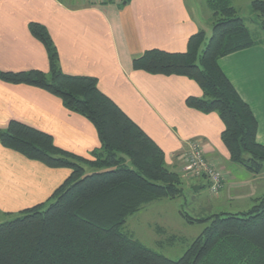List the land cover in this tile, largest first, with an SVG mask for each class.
Returning <instances> with one entry per match:
<instances>
[{
    "label": "trees",
    "instance_id": "1",
    "mask_svg": "<svg viewBox=\"0 0 264 264\" xmlns=\"http://www.w3.org/2000/svg\"><path fill=\"white\" fill-rule=\"evenodd\" d=\"M206 2L213 16L209 39L201 30L189 38L185 52L149 50L134 60L133 67L151 75L194 80L204 96L189 97L187 106L217 113L230 160L260 175L264 145L257 141L258 122L219 60L260 41L264 45V0L251 2L258 37L232 0ZM29 28L46 47L50 72L0 71V80L60 98L68 110L92 123L101 146L87 159L58 148L52 136L23 123L13 121L0 130L3 147L49 168L71 170L47 202L0 223V264H264V195L243 213L215 214L204 220L182 214L189 224L207 225L179 260L124 232L128 219L148 205L183 196L182 175L167 165L159 145L99 89L96 78L63 72L57 47L44 26L32 23ZM87 168L93 173L86 175Z\"/></svg>",
    "mask_w": 264,
    "mask_h": 264
},
{
    "label": "crops",
    "instance_id": "2",
    "mask_svg": "<svg viewBox=\"0 0 264 264\" xmlns=\"http://www.w3.org/2000/svg\"><path fill=\"white\" fill-rule=\"evenodd\" d=\"M207 22L188 0H0V71L50 72L46 47L29 28L32 23L44 26L57 47L63 72L96 78L99 89L164 151L170 168L182 173L188 144L198 140L206 159L223 170V188L216 195L205 179L185 183L184 197L190 187H197L199 194L207 187L211 195L201 201L193 218L243 213L264 195V172L253 175L230 160L217 113L187 106L189 97L204 96L200 86L186 77L151 75L133 67L134 60L149 50L185 52L191 36L211 32L210 18ZM261 42L221 58L219 66L252 109L257 141L264 145ZM13 121L52 136L58 148L79 157L92 159L91 153L101 146L92 123L68 110L60 98L0 80V130ZM70 175V169L49 168L0 143V223L47 202Z\"/></svg>",
    "mask_w": 264,
    "mask_h": 264
},
{
    "label": "rangeland",
    "instance_id": "3",
    "mask_svg": "<svg viewBox=\"0 0 264 264\" xmlns=\"http://www.w3.org/2000/svg\"><path fill=\"white\" fill-rule=\"evenodd\" d=\"M188 2L194 7L200 19L208 23L207 20L210 18L209 27L211 28L209 29L211 32L207 34V39H209L212 35L213 27L211 21L212 11L208 7L206 0H188ZM251 2L252 0H232V4L238 10L239 16L244 19L254 35L258 37L260 30L256 22V15L251 9ZM91 173H93V170L87 168L86 175ZM180 174L185 183L192 181L185 178L183 170ZM201 192L203 194H199L200 192L198 193L190 187L187 189L185 197L163 199L148 205L141 212L128 219L127 224L123 228L124 232L129 233L149 249L169 259L179 260L207 225L197 223L192 225L187 223L186 219L182 217V214L194 216L197 213L196 208L201 204V201L210 198L211 195L209 196L210 193L207 187L203 188ZM195 198H200L201 200ZM15 217L16 215L12 214L3 221L12 220ZM174 236L176 238L172 239Z\"/></svg>",
    "mask_w": 264,
    "mask_h": 264
},
{
    "label": "built area",
    "instance_id": "4",
    "mask_svg": "<svg viewBox=\"0 0 264 264\" xmlns=\"http://www.w3.org/2000/svg\"><path fill=\"white\" fill-rule=\"evenodd\" d=\"M183 173L188 180H207L213 195L218 194L223 187V171L206 159L203 147L198 140L188 144V150L183 157Z\"/></svg>",
    "mask_w": 264,
    "mask_h": 264
},
{
    "label": "water",
    "instance_id": "5",
    "mask_svg": "<svg viewBox=\"0 0 264 264\" xmlns=\"http://www.w3.org/2000/svg\"><path fill=\"white\" fill-rule=\"evenodd\" d=\"M193 189H195V190H196V192L198 191V188H197V187H194Z\"/></svg>",
    "mask_w": 264,
    "mask_h": 264
}]
</instances>
